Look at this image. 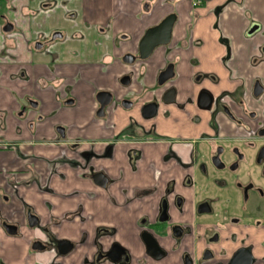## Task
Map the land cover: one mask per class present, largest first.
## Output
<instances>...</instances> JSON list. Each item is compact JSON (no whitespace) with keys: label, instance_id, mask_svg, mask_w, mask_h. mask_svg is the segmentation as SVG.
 I'll use <instances>...</instances> for the list:
<instances>
[{"label":"crops","instance_id":"crops-1","mask_svg":"<svg viewBox=\"0 0 264 264\" xmlns=\"http://www.w3.org/2000/svg\"><path fill=\"white\" fill-rule=\"evenodd\" d=\"M191 2L0 0V144H14L7 149L0 146V212L4 216L22 209L15 197L11 207L4 204V196H11L13 192L3 170L12 173L13 182L34 183L21 193L44 222L51 216L59 219L74 214L93 217L85 223L78 219L64 221L62 226L55 227L62 237L78 240L84 232L91 236L97 225L124 230L129 238L134 235L135 223L142 212L134 204L128 209L122 207L126 197L121 188L153 185L152 173L143 165L147 167L156 158V163H160L151 144L145 145V162L140 164L139 172L128 163V148L117 151L114 161L103 158L95 162L105 167L114 181L111 193H106L98 189L90 177H79L76 165L62 164L59 147L30 144L31 135L37 134V139H52L54 127L62 123L70 129L72 139L78 136L111 138L127 125L126 114L120 112L115 118V131L102 128L94 120L95 92L109 90L120 95L132 91L145 94L147 100L152 96L150 91L157 88L159 73L171 60L177 63L179 102L196 97L198 87L194 85V77L197 74L216 76L217 84H206L217 94L234 92L237 100L242 98L243 91L250 92L255 79L264 82V62L254 63L264 45V0L204 3L198 9L201 18L190 38ZM146 3L151 8L148 12ZM171 11H176L179 19L170 44L157 47L139 73L124 64L122 57L138 51L146 31ZM6 23L11 24L8 33L3 29ZM254 25L258 29L251 34ZM56 30H60L63 37L51 40ZM38 42L43 43L41 49L36 48ZM127 73L133 74V80L131 87L124 89L120 79ZM71 92L79 101L78 106L62 108L60 102ZM32 101L40 103L45 118L43 123H36L34 129L28 124L29 119L38 117V112L30 107ZM57 108L62 110L54 116ZM104 146L96 145L94 152L102 154ZM85 149L89 147L83 146L80 150ZM67 152L68 158L76 159L73 151ZM168 179V175H162L160 189ZM89 193H95V198ZM131 195L129 193L128 197ZM83 254L71 255L65 260L66 264H81ZM41 256L45 259V255ZM16 260L12 255V261Z\"/></svg>","mask_w":264,"mask_h":264},{"label":"flooded vegetation","instance_id":"flooded-vegetation-1","mask_svg":"<svg viewBox=\"0 0 264 264\" xmlns=\"http://www.w3.org/2000/svg\"><path fill=\"white\" fill-rule=\"evenodd\" d=\"M191 1L190 38L201 18L199 7L211 0ZM146 7L148 12L151 9L148 3ZM171 15L175 19L167 45L172 40L178 13L171 11L160 21ZM10 28L11 24L6 23L4 32L8 33ZM257 29V25L252 26L250 33ZM62 37V32L56 30L50 38ZM140 44L138 51L126 54L134 57L133 62L126 63V55L122 57L123 63L134 67L137 73L144 69L157 48L148 58L141 59ZM42 47L43 43L36 44L37 49ZM259 61L264 62V45L254 63ZM171 65L172 77L160 85L161 74ZM176 65L175 60L167 63L158 75L157 88L150 91L152 96L147 100L145 94L132 91L120 95L109 90L95 92L94 120L102 128L115 131V118L120 112L126 114L127 125L111 138L72 139L70 129L62 123L54 127L52 139L31 135L30 144L59 147L62 164L76 165L79 177H90L106 193H111L114 181L105 167L95 162L103 158L114 161L117 151L128 148V163L139 172L140 164L145 162V145L151 144L160 163H156V158L147 167L143 165L152 173L153 185L121 188L126 197L122 207L128 209L134 204L142 212L135 223L134 235L129 238L124 230L97 225L91 236L84 232L78 240L62 237L55 227L59 228L64 221L78 219L85 223L93 217L51 216L44 222L21 193L34 183L13 182L12 173L3 170L13 192L4 196V204L11 207L15 197L22 210L7 216L0 212V264H66L67 258L77 252L82 255L83 249L86 253L81 264H264V82L255 79L250 92L243 91L242 98L237 100L234 92L217 94L210 88L209 85L218 83L216 76L197 74L196 97L179 102ZM126 76L130 78L128 85L122 83ZM132 80V73L122 76L121 87H131ZM78 103L71 92L60 105L76 108ZM30 107L38 112L37 119L28 120L34 129L45 118L40 103L32 101ZM61 110L57 108L54 116ZM98 144L105 145L100 155L94 152ZM0 146L7 149L14 144L3 142ZM83 146L89 149L80 150ZM68 150L75 153L76 159L67 157ZM163 174L169 179L160 189ZM89 196L95 198L96 194ZM110 200L114 202L112 197ZM12 255L16 261H12Z\"/></svg>","mask_w":264,"mask_h":264},{"label":"water","instance_id":"water-1","mask_svg":"<svg viewBox=\"0 0 264 264\" xmlns=\"http://www.w3.org/2000/svg\"><path fill=\"white\" fill-rule=\"evenodd\" d=\"M174 16H169L158 26L149 29L143 37L140 44V58L146 59L158 46L167 45L170 41L172 26L174 24ZM6 30V29H5ZM10 30V29H9ZM57 36V35H56ZM55 38V36H54ZM134 57L132 55H126L124 61L126 63L133 62ZM172 65L169 66L160 76L159 84L162 85L167 79L172 77L173 71ZM130 82L129 76L122 79V83L128 85ZM102 95H109V93H101ZM109 101V100H108ZM106 101V103H108ZM104 106V104H102Z\"/></svg>","mask_w":264,"mask_h":264}]
</instances>
